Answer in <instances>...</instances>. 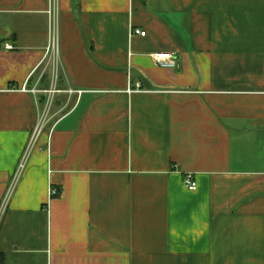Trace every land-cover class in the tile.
<instances>
[{"label": "crops", "instance_id": "obj_1", "mask_svg": "<svg viewBox=\"0 0 264 264\" xmlns=\"http://www.w3.org/2000/svg\"><path fill=\"white\" fill-rule=\"evenodd\" d=\"M48 8L0 0V209L47 100L20 89L50 87ZM59 12L56 87L81 94L54 96L0 216L1 264H264V0Z\"/></svg>", "mask_w": 264, "mask_h": 264}, {"label": "built area", "instance_id": "obj_2", "mask_svg": "<svg viewBox=\"0 0 264 264\" xmlns=\"http://www.w3.org/2000/svg\"><path fill=\"white\" fill-rule=\"evenodd\" d=\"M47 15L49 19V37H48V44L45 48V60L49 59V67H50V87L46 91H39L37 89V84H30L32 81V74L27 78L25 84L20 89V92L28 93L35 95L37 93H46L47 100L43 107V112L40 114L39 121L34 128L31 140L28 145V149L26 150V153L19 164L18 170L13 178V182L11 184V187L9 189V196L7 194V197L5 201L3 202V205L0 209V216L3 214L6 204L8 202V198L10 197L12 193V188L21 173L24 164L26 162V159L28 157L29 152L37 142V139L41 132L43 131L44 127L46 126L48 122V116L51 110V107L54 102V96L58 93H65L68 96L78 94L80 95V91H73L71 89L65 90V91H59L57 90V74L58 69L60 65V12H59V0H49V8L47 10ZM131 35H137L144 37L145 32H141L140 30H131ZM6 50H13V46L11 44H8L5 46ZM153 61L156 65L162 67V68H175L176 62L171 54H157L153 56ZM139 87V86H138ZM137 87V88H138ZM183 185L184 187L190 191L195 192L197 190V183L195 181V177L191 173L184 174L183 176ZM49 197L56 196L57 191L55 189H49Z\"/></svg>", "mask_w": 264, "mask_h": 264}, {"label": "rangeland", "instance_id": "obj_3", "mask_svg": "<svg viewBox=\"0 0 264 264\" xmlns=\"http://www.w3.org/2000/svg\"><path fill=\"white\" fill-rule=\"evenodd\" d=\"M43 107H44V105L41 107V112L40 113H42L44 110H43ZM12 194V193H11ZM8 196H9V194H8Z\"/></svg>", "mask_w": 264, "mask_h": 264}, {"label": "trees", "instance_id": "obj_4", "mask_svg": "<svg viewBox=\"0 0 264 264\" xmlns=\"http://www.w3.org/2000/svg\"><path fill=\"white\" fill-rule=\"evenodd\" d=\"M0 264H1V260H0Z\"/></svg>", "mask_w": 264, "mask_h": 264}]
</instances>
